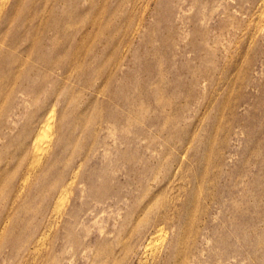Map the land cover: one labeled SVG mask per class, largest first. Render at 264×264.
<instances>
[{
    "label": "rangeland",
    "instance_id": "obj_1",
    "mask_svg": "<svg viewBox=\"0 0 264 264\" xmlns=\"http://www.w3.org/2000/svg\"><path fill=\"white\" fill-rule=\"evenodd\" d=\"M0 264H264V0H0Z\"/></svg>",
    "mask_w": 264,
    "mask_h": 264
},
{
    "label": "bare ground",
    "instance_id": "obj_2",
    "mask_svg": "<svg viewBox=\"0 0 264 264\" xmlns=\"http://www.w3.org/2000/svg\"><path fill=\"white\" fill-rule=\"evenodd\" d=\"M53 115H52V113H48L47 114V116L45 117V120H44V126H41V129H43V131H42V133L44 132V136H45V139H37L38 141H40V140H44L43 141V144H41L42 145V147L40 148V147H36L37 148V150H36V152L37 151H39L38 152V159L37 160H39L40 158V155L42 154V152L44 151V148L45 147H47V145L49 144V141H50V138H51V134H52V117ZM41 125H43V124H41ZM42 127H44V128H42ZM39 128H40V126H39ZM41 133V134H42ZM40 134V130H39V133H38V135ZM37 135V136H38ZM44 136H42L41 135V137L43 138ZM38 137H40V135L38 136ZM37 138V137H36ZM35 138V139H36ZM41 143V142H40ZM41 145H39L38 144V146H41ZM38 149H40V150H38ZM46 150V149H45Z\"/></svg>",
    "mask_w": 264,
    "mask_h": 264
}]
</instances>
